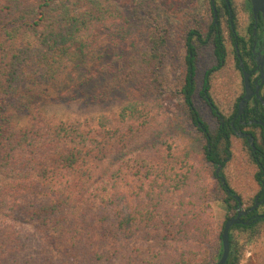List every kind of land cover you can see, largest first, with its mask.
<instances>
[{
	"label": "trees",
	"instance_id": "trees-1",
	"mask_svg": "<svg viewBox=\"0 0 264 264\" xmlns=\"http://www.w3.org/2000/svg\"><path fill=\"white\" fill-rule=\"evenodd\" d=\"M59 1L0 0V264H217L223 229L217 253L209 255L206 187L199 172L195 177V169L182 170L175 179L170 169H161L141 153L124 158L117 136L111 139L98 130L101 139L95 129L64 120L41 117L26 125L16 120L25 78L20 70L36 60L34 52L45 60L68 39L93 33L97 24L93 8L66 18L58 12L52 15L50 8ZM208 3L206 30L196 20L185 32L186 77L178 90L191 123L205 139V161L214 166L217 188L223 191L225 186L216 177V166L223 164L228 153L223 129L212 133L194 102L198 48L212 37L218 58L225 56L211 0ZM18 29L21 34L40 31L39 46L22 41L26 35L19 37ZM150 37L151 55L160 60L166 54V27L157 25ZM81 55L76 57L80 71L67 75L68 81L75 76L77 84L63 98L77 96L96 105L111 99L137 76L129 60L117 70L106 68L102 80L86 86L96 79L83 66L92 57ZM118 136L123 142L124 134ZM262 221L232 227L226 264L240 263L244 244L239 233L249 231L252 239Z\"/></svg>",
	"mask_w": 264,
	"mask_h": 264
},
{
	"label": "rangeland",
	"instance_id": "rangeland-1",
	"mask_svg": "<svg viewBox=\"0 0 264 264\" xmlns=\"http://www.w3.org/2000/svg\"><path fill=\"white\" fill-rule=\"evenodd\" d=\"M86 1L60 0L51 6L52 15L58 12L65 18L79 14L85 7L93 8L98 18L94 23L97 24L93 33L68 39L59 50L50 51L45 60L39 59L38 51L34 52L36 60L20 70L25 78L23 91H20L22 95L16 103V120L24 125L41 117L64 120L86 129L100 130L111 139L117 136L124 158H136V154L141 153L161 169H170L175 179L182 170L195 169V177L199 172L206 187L204 206L211 231L207 250L213 256L218 251V236L229 212L222 204L223 192L217 188L213 174L215 168L204 158L205 139L191 123L185 99L178 90L184 83L186 70L185 32L195 25L196 20L201 21L200 26L206 30L210 21V0H92L85 4ZM157 25L166 27L168 33L166 54L160 60L154 59L150 52V34ZM16 34L19 37L26 35L22 41L36 46L42 39L37 30L21 34L18 29ZM211 51L210 44L199 47L200 77L211 65ZM78 53L92 57L90 64L83 66L87 73H95L96 80L86 86L92 87L102 80L101 77L108 72L106 68L117 70L129 60L133 61V73L137 76L125 89L116 91L111 99L96 105L85 103L77 96L63 98L61 95L77 84L75 76L68 81L67 75L80 71ZM59 86L61 90H57ZM195 99L197 107L209 121L205 101L199 94ZM211 124L217 125V120ZM119 134H124L123 142L119 140ZM98 135L103 138L99 132ZM170 187L175 190V186ZM191 190L192 187L189 194ZM256 230L252 239L249 231L242 235L233 230L235 235L240 234L244 244L239 264H264V221L256 226Z\"/></svg>",
	"mask_w": 264,
	"mask_h": 264
},
{
	"label": "flooded vegetation",
	"instance_id": "flooded-vegetation-1",
	"mask_svg": "<svg viewBox=\"0 0 264 264\" xmlns=\"http://www.w3.org/2000/svg\"><path fill=\"white\" fill-rule=\"evenodd\" d=\"M215 3L225 56L219 59L213 38H207L204 45L212 47L211 65L200 77L198 48L194 102L199 94L210 114L208 121L195 103L201 117L212 133L222 127L223 146L228 145L223 164L216 166V170L221 166L225 180L216 174L225 186L222 204L229 214L224 225L238 213L237 224L250 225L264 221V12H255L252 0Z\"/></svg>",
	"mask_w": 264,
	"mask_h": 264
},
{
	"label": "water",
	"instance_id": "water-1",
	"mask_svg": "<svg viewBox=\"0 0 264 264\" xmlns=\"http://www.w3.org/2000/svg\"><path fill=\"white\" fill-rule=\"evenodd\" d=\"M227 2L229 3V0H227ZM252 2L254 4L255 12H258V11L264 12V0H252ZM212 5L214 9L215 21H217L218 20V9H217L215 0H212ZM220 170H221V166L217 168L216 174L221 178L222 181H225L224 178L220 176ZM237 198L239 199V197ZM240 215L241 213H238L237 216L229 218L224 225L223 232H222L223 251H222V255L219 261L217 262V264H226L229 258L230 249H231L230 231L234 224L241 222L239 221Z\"/></svg>",
	"mask_w": 264,
	"mask_h": 264
}]
</instances>
